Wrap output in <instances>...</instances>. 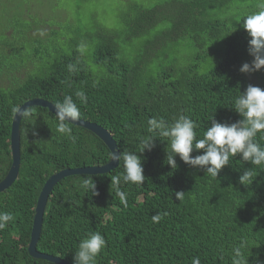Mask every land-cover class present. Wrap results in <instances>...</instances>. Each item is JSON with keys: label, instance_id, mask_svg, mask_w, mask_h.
Masks as SVG:
<instances>
[{"label": "trees", "instance_id": "1", "mask_svg": "<svg viewBox=\"0 0 264 264\" xmlns=\"http://www.w3.org/2000/svg\"><path fill=\"white\" fill-rule=\"evenodd\" d=\"M233 1L130 3L123 18L127 29L123 41L119 30L104 27L90 38L95 44L90 52L95 69L87 66L77 47L63 49L53 62L47 59L36 65L33 60V67L21 81L16 80L17 85L0 88V181L12 162L13 108L27 99L39 97L55 104L72 95L80 118L106 128L121 151H139L140 138L147 135V121L153 117L172 122L187 115L197 124V138L210 126L213 113L221 123L242 119L232 106L250 84L249 75H255V86L264 89V68L249 73L239 70L254 59L248 52L250 37L243 17L258 11L264 0H240L238 16L218 14ZM135 37L142 44L132 48L134 55L120 56L123 43ZM51 38L64 41L66 36L52 30ZM41 44L31 49L35 60ZM181 49L185 54L178 60L174 52ZM151 57L158 58L154 67H150ZM78 90L85 92L86 103L75 96ZM28 108L34 114L30 120L21 117L19 123L18 176L0 191V212L14 217L0 230V264H56L34 258L27 248L44 182L63 168L101 165L112 156L104 141L87 128L70 123L72 134L64 136L56 131V115L48 108ZM261 135L257 134V141L264 145ZM169 145L168 138L160 137L151 150L137 152L145 181L121 184L127 207L111 185V176L123 174L122 161L105 173L73 174L59 180L48 196L36 248L74 264L80 240L99 232L106 246L97 264H192L197 256L201 264H232V248L246 239L249 264L264 262V165H251L237 154L214 179L179 155L175 157L178 167L172 169L166 159ZM249 169L253 178L257 176L244 186L239 177ZM89 176L98 195L78 188ZM177 192H182L180 199ZM157 213L163 218L153 222Z\"/></svg>", "mask_w": 264, "mask_h": 264}, {"label": "clouds", "instance_id": "2", "mask_svg": "<svg viewBox=\"0 0 264 264\" xmlns=\"http://www.w3.org/2000/svg\"><path fill=\"white\" fill-rule=\"evenodd\" d=\"M259 10L243 17V28L247 31L250 40L248 41V52L254 59L251 63L245 62L240 67L242 73H249L264 68V3L258 5ZM69 65V71H73ZM75 96L82 103L87 102L84 91L78 90ZM56 110L57 127L56 131L64 136H71L72 128L70 123L78 121L81 112L74 102L72 95H66L62 102L54 104ZM242 119L231 124L221 123L211 115L202 138H197V124L187 115H179L173 118L172 122L161 118H150L147 121V135L140 138L139 151L115 150L113 160L122 161L123 174L111 176V185L120 203L127 207L126 192L121 189V184L142 185L145 181L142 157L137 152L143 153L155 146V139L165 137L170 140V151H167V164L172 169L178 167L175 157L194 168H202L205 173L217 179L219 172L226 165H230V157L241 155V160L250 162L251 165H264V145L257 141V134L261 133L260 140H264V89L249 84L234 99L232 106ZM13 112L25 120H30L34 114L31 108H13ZM202 154L192 156L194 151ZM257 176V175H256ZM255 176V178H256ZM253 172L245 170L239 177V182L244 186L253 183ZM79 190L92 196L98 195L93 177L89 176L80 181ZM176 197L180 199L182 192H177ZM166 215V213L164 214ZM162 214L152 216L153 222H159ZM14 219L10 212H0V230L7 227L9 221ZM106 246L103 235L99 232L89 233L81 239L77 250L74 252V264H97V257ZM248 248V241L243 239L232 248V264H249V255H245ZM192 264H201L200 258L193 257ZM255 264H264L257 260Z\"/></svg>", "mask_w": 264, "mask_h": 264}, {"label": "rangeland", "instance_id": "3", "mask_svg": "<svg viewBox=\"0 0 264 264\" xmlns=\"http://www.w3.org/2000/svg\"><path fill=\"white\" fill-rule=\"evenodd\" d=\"M156 1L159 0H0V88L17 85L16 80L21 81L33 67V60L36 65L47 59L53 62L63 49L71 47L79 48L87 66L95 69L90 53L95 44L90 38H94L96 30L99 27L119 30L123 41L127 32L123 18L128 5L149 6ZM242 5L240 0H234L228 8L218 10V14L241 15ZM52 30L64 34L65 42L49 39ZM38 42L42 46L35 60L31 49ZM141 44L140 37L123 43L120 56L131 58L135 53L132 48ZM174 53L178 60L185 54L183 49ZM151 59L150 67H154L158 58ZM38 60L40 64L35 62ZM20 62L23 63L18 66ZM248 80L253 86L258 82L255 75H249Z\"/></svg>", "mask_w": 264, "mask_h": 264}, {"label": "water", "instance_id": "4", "mask_svg": "<svg viewBox=\"0 0 264 264\" xmlns=\"http://www.w3.org/2000/svg\"><path fill=\"white\" fill-rule=\"evenodd\" d=\"M33 105H40L46 107L53 114H56L54 103L39 97L25 100L18 108H21L23 110L24 108H28ZM20 120L21 117L19 115L16 116V114L14 113L10 128V149H11L12 162L7 174L0 181V191L9 187L18 176L19 165H20V140H19ZM72 124L82 126L95 133L107 145V147L111 151L112 156L108 162L101 165L63 168L51 174L44 182L34 208V215H33L32 227L30 232V240L27 248L29 254L34 258L45 259L56 264H72V263L61 258L58 255L41 252L36 248V243L39 239L41 232L43 215L48 201V196L53 186L63 177L68 175L105 173L108 172L109 170L114 169L118 165V162L113 160V153L118 148L114 138L106 128L95 122H91L83 118H80L78 121L72 122Z\"/></svg>", "mask_w": 264, "mask_h": 264}]
</instances>
